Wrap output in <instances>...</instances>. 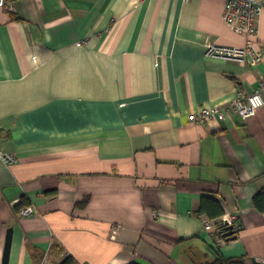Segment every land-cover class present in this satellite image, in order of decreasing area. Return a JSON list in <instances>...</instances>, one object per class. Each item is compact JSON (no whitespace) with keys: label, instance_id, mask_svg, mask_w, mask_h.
<instances>
[{"label":"crops","instance_id":"obj_1","mask_svg":"<svg viewBox=\"0 0 264 264\" xmlns=\"http://www.w3.org/2000/svg\"><path fill=\"white\" fill-rule=\"evenodd\" d=\"M227 1L0 9V148L18 159L0 162V264L10 228L9 264H264L253 202L264 191V107L246 121L189 120L264 78V60L206 56L246 45L223 21ZM25 202L34 215H19ZM222 210L238 216L237 240L216 233Z\"/></svg>","mask_w":264,"mask_h":264},{"label":"built area","instance_id":"obj_2","mask_svg":"<svg viewBox=\"0 0 264 264\" xmlns=\"http://www.w3.org/2000/svg\"><path fill=\"white\" fill-rule=\"evenodd\" d=\"M187 1V0H186ZM6 0H0V9H10ZM264 12V0H228L223 11V21L237 33L246 37V45L243 48H227L211 46L207 49V57H221L243 64L256 66L264 60V44L259 41V21ZM264 107V78L261 80L258 90L252 94H246L238 89L236 97L224 105L202 107L200 111L189 116L192 123L205 124L212 121H224L228 115H239L243 120L252 118L258 110ZM0 162L12 165L16 157L0 150ZM37 212L33 206H27L20 210L21 217L34 215ZM237 215H225L219 221L216 233L223 235L226 227L236 226ZM221 228L220 230H218ZM207 232H215L210 224H206ZM236 230V228H235Z\"/></svg>","mask_w":264,"mask_h":264},{"label":"trees","instance_id":"obj_3","mask_svg":"<svg viewBox=\"0 0 264 264\" xmlns=\"http://www.w3.org/2000/svg\"><path fill=\"white\" fill-rule=\"evenodd\" d=\"M8 4H14L15 2L19 1V0H6ZM254 206L255 208L259 211L264 213V191H260L258 192L254 199ZM26 206V202L21 204L19 207H17V211L20 212V210ZM204 212L203 207L200 208V210L198 211V213H202ZM221 216L224 215V211L222 210V212L220 213ZM221 228H219L218 230H220ZM219 235V233H218ZM221 236V235H220ZM234 261L231 260H224V259H220L217 261V264H234ZM237 263H242V262H237ZM60 264H78L77 261L72 257V256H67L65 257V259L60 263ZM133 264H137V263H133Z\"/></svg>","mask_w":264,"mask_h":264},{"label":"water","instance_id":"obj_4","mask_svg":"<svg viewBox=\"0 0 264 264\" xmlns=\"http://www.w3.org/2000/svg\"><path fill=\"white\" fill-rule=\"evenodd\" d=\"M13 232H14L13 228H10L8 230L3 264H9V261H10V252H11V247H12V242H13ZM223 237L226 238L228 241L237 240L238 239L237 231L235 230L234 226L226 227L225 232L223 233ZM253 261H254V264H258L256 263L254 259Z\"/></svg>","mask_w":264,"mask_h":264},{"label":"rangeland","instance_id":"obj_5","mask_svg":"<svg viewBox=\"0 0 264 264\" xmlns=\"http://www.w3.org/2000/svg\"><path fill=\"white\" fill-rule=\"evenodd\" d=\"M0 150H2L3 152H5V153H9V154H12L14 157H16V162L15 163H17V161H18V159H17V156L14 154V153H12V152H7V151H5V150H3L2 148H0ZM2 163V162H1ZM14 163V164H15ZM13 165V164H12ZM223 236V235H222Z\"/></svg>","mask_w":264,"mask_h":264}]
</instances>
